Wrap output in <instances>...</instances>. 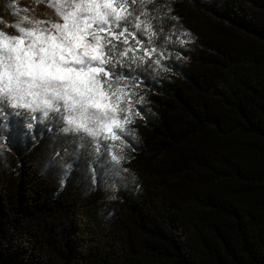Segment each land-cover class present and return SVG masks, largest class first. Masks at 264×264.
I'll return each mask as SVG.
<instances>
[{
	"label": "trees",
	"instance_id": "16d2710c",
	"mask_svg": "<svg viewBox=\"0 0 264 264\" xmlns=\"http://www.w3.org/2000/svg\"><path fill=\"white\" fill-rule=\"evenodd\" d=\"M147 8L163 57L116 68L143 97L119 165L4 108L0 264H264V0Z\"/></svg>",
	"mask_w": 264,
	"mask_h": 264
},
{
	"label": "snow or ice",
	"instance_id": "6c2138e0",
	"mask_svg": "<svg viewBox=\"0 0 264 264\" xmlns=\"http://www.w3.org/2000/svg\"><path fill=\"white\" fill-rule=\"evenodd\" d=\"M44 2L55 10L58 22L21 17L30 28L11 25L16 36L0 30V115L5 107L33 120L35 113H41V119L57 113L64 132L91 138L97 152L100 141L110 142L111 161L119 165L125 159L124 148L130 146L124 136H135L127 126L139 115L135 104L143 97L134 99L139 82L116 68L132 70L148 60L160 65L163 51L154 43L158 33L147 8L154 0ZM138 33L145 41L137 38ZM190 35L173 31L165 43L176 36L184 44ZM5 147L0 144V150Z\"/></svg>",
	"mask_w": 264,
	"mask_h": 264
},
{
	"label": "rangeland",
	"instance_id": "374dc122",
	"mask_svg": "<svg viewBox=\"0 0 264 264\" xmlns=\"http://www.w3.org/2000/svg\"><path fill=\"white\" fill-rule=\"evenodd\" d=\"M21 17L52 22L59 20L55 10L47 6L44 0H0V30L10 36H16L18 33L11 25L21 23V26L30 28L31 24L22 22ZM35 114L40 117L42 115L41 113Z\"/></svg>",
	"mask_w": 264,
	"mask_h": 264
}]
</instances>
